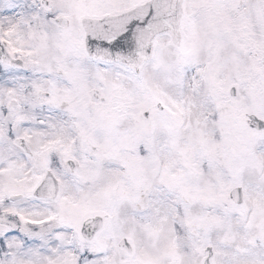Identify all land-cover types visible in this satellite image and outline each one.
<instances>
[{"label": "snow or ice", "instance_id": "6c2138e0", "mask_svg": "<svg viewBox=\"0 0 264 264\" xmlns=\"http://www.w3.org/2000/svg\"><path fill=\"white\" fill-rule=\"evenodd\" d=\"M0 264H264V0H0Z\"/></svg>", "mask_w": 264, "mask_h": 264}]
</instances>
